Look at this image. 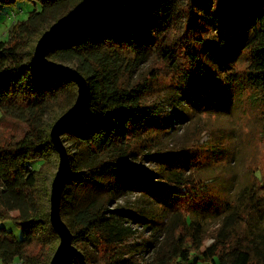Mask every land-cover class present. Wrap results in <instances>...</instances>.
Listing matches in <instances>:
<instances>
[{
    "label": "trees",
    "instance_id": "1",
    "mask_svg": "<svg viewBox=\"0 0 264 264\" xmlns=\"http://www.w3.org/2000/svg\"><path fill=\"white\" fill-rule=\"evenodd\" d=\"M85 1L0 0L3 7L41 8L26 20L14 18L8 38L0 40V124L8 120L23 127L20 135L0 142V222L11 221L22 231L17 239L0 226V264H50L60 243L50 222L53 170L59 164L50 130L74 105L78 88L67 77L39 70L33 56L43 33ZM206 21L215 31L208 55L227 82L259 98L264 116V0H110L50 42L47 57L77 69L88 86L85 110L62 132L68 171L61 217L85 261L69 255L64 264H264V227L243 211L246 204L238 211L236 203L227 204L212 235L191 214L172 212L150 259L133 261L122 253L136 235L115 206L126 190L143 181L147 190L151 184L163 187L167 199L187 200L201 184L193 171L198 155L189 149L152 156L162 166L156 172L132 164L150 148L145 136L153 118L148 93L134 79L150 52L167 67L165 73L152 72L156 79L206 76L196 40ZM241 55L246 67L240 72ZM207 238L213 243L205 248Z\"/></svg>",
    "mask_w": 264,
    "mask_h": 264
},
{
    "label": "rangeland",
    "instance_id": "2",
    "mask_svg": "<svg viewBox=\"0 0 264 264\" xmlns=\"http://www.w3.org/2000/svg\"><path fill=\"white\" fill-rule=\"evenodd\" d=\"M40 9L31 3H18L15 8L0 6V40L8 38L13 13H19L14 21H23ZM214 33L209 21L202 22L196 30L197 50L206 76L156 79L152 72L165 73L167 67L151 52L135 72L134 80L143 83L148 93L153 118L145 136L150 148L146 147L145 155L132 164L156 172L162 166L159 160H153L154 155L162 158L189 149L198 155L193 171L201 184L187 200L167 199L163 187L151 184L153 189L148 186L147 190L148 182L143 181L137 182L139 188L126 190L115 205L136 232L122 248L125 259H150L163 241L161 235L170 217L179 211L191 214L212 235L228 213L227 204L231 207L236 203L238 211L246 204L243 211L253 213L264 227V116L259 98L244 86L227 82L226 72L223 74L222 67L208 55ZM237 58V70L241 72L246 60L242 55ZM22 129L12 121L1 123L0 142L20 135ZM149 149L151 153L147 154ZM39 166L40 163L33 168L37 170ZM243 196L247 197L240 201ZM0 226L21 239L22 231L13 222H0ZM212 243L207 238L204 247Z\"/></svg>",
    "mask_w": 264,
    "mask_h": 264
},
{
    "label": "water",
    "instance_id": "3",
    "mask_svg": "<svg viewBox=\"0 0 264 264\" xmlns=\"http://www.w3.org/2000/svg\"><path fill=\"white\" fill-rule=\"evenodd\" d=\"M110 0H86L67 15L53 23L38 40L34 50L33 63L42 71L61 75L71 79L77 86V98L74 105L60 116L50 130L51 142L59 155L57 172L52 181L50 194V222L60 238V243L50 264H64L70 255L84 263V256L73 245V235L61 217V192L63 179L68 171V153L62 141L64 128L85 110L88 101V86L84 76L70 65L58 63L47 57L50 42L63 31L72 28L84 15L103 7Z\"/></svg>",
    "mask_w": 264,
    "mask_h": 264
},
{
    "label": "built area",
    "instance_id": "4",
    "mask_svg": "<svg viewBox=\"0 0 264 264\" xmlns=\"http://www.w3.org/2000/svg\"><path fill=\"white\" fill-rule=\"evenodd\" d=\"M15 16H16L15 13H13V18H15Z\"/></svg>",
    "mask_w": 264,
    "mask_h": 264
}]
</instances>
